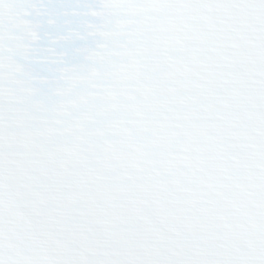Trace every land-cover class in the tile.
<instances>
[{
  "label": "snow or ice",
  "instance_id": "1",
  "mask_svg": "<svg viewBox=\"0 0 264 264\" xmlns=\"http://www.w3.org/2000/svg\"><path fill=\"white\" fill-rule=\"evenodd\" d=\"M0 264H264V0H0Z\"/></svg>",
  "mask_w": 264,
  "mask_h": 264
}]
</instances>
